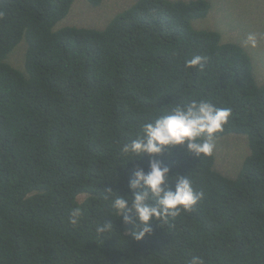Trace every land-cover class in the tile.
<instances>
[{
    "label": "trees",
    "instance_id": "1",
    "mask_svg": "<svg viewBox=\"0 0 264 264\" xmlns=\"http://www.w3.org/2000/svg\"><path fill=\"white\" fill-rule=\"evenodd\" d=\"M72 3L0 0V264H264V85L246 51L192 27L206 0H137L101 30L52 31ZM23 39L20 71L7 57ZM194 56L202 65L186 68ZM201 99L231 109L216 138L244 135L248 155L234 179L213 154L158 157L204 195L136 241L104 199L107 187L127 192L134 165L121 147L171 105ZM106 221L113 231L98 233Z\"/></svg>",
    "mask_w": 264,
    "mask_h": 264
},
{
    "label": "clouds",
    "instance_id": "2",
    "mask_svg": "<svg viewBox=\"0 0 264 264\" xmlns=\"http://www.w3.org/2000/svg\"><path fill=\"white\" fill-rule=\"evenodd\" d=\"M245 45L256 47V34L250 33ZM194 56L185 62L186 68H196L204 61ZM230 108H220L209 100H190L171 105L163 114L143 123L134 139L121 147V153L133 163V173L125 185L127 192L107 187L104 199L109 212L123 225H130L127 235L136 241L154 231L153 222H167L181 212L191 211L204 193L194 189L186 174L173 172L158 157L174 154L182 148L194 157L211 156L215 149L216 134L223 131L230 116ZM148 158L145 169L137 161ZM127 163V164H128ZM83 212L81 207L71 210L69 222L76 225ZM98 233H111L113 224L106 221L97 226ZM188 264H205L199 256H193Z\"/></svg>",
    "mask_w": 264,
    "mask_h": 264
},
{
    "label": "rangeland",
    "instance_id": "3",
    "mask_svg": "<svg viewBox=\"0 0 264 264\" xmlns=\"http://www.w3.org/2000/svg\"><path fill=\"white\" fill-rule=\"evenodd\" d=\"M137 0H100L92 6L88 0H73L68 14L59 21L52 31L67 26L101 30L114 16L128 9ZM189 1V0H182ZM209 5L207 15L195 19L191 25L196 30L217 31L223 42H232L242 47L251 60L252 73L258 85H264V0H206ZM254 33L256 47L246 46L248 34ZM26 41L21 40L10 52L7 59L16 69L22 71L21 60ZM12 55V56H11ZM11 56V58H10ZM10 58V59H9ZM25 52L23 54V64ZM24 69V65H23ZM244 135L228 134L215 140L213 168L223 176L234 179L241 168L243 158L248 155V145Z\"/></svg>",
    "mask_w": 264,
    "mask_h": 264
}]
</instances>
